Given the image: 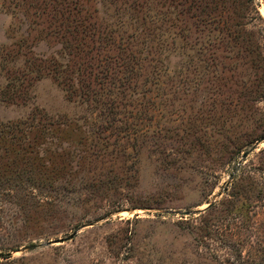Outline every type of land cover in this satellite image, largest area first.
<instances>
[{"label": "rangeland", "instance_id": "rangeland-1", "mask_svg": "<svg viewBox=\"0 0 264 264\" xmlns=\"http://www.w3.org/2000/svg\"><path fill=\"white\" fill-rule=\"evenodd\" d=\"M43 1L0 0V264H264V24L251 21L264 0L153 3L183 35L182 57L166 58L183 69L162 77L165 96L151 93V131L137 141H97L91 107L50 77L9 100L28 51L58 48L42 20L56 0ZM85 1L102 28L118 27L115 3ZM239 190L243 218L217 222Z\"/></svg>", "mask_w": 264, "mask_h": 264}, {"label": "trees", "instance_id": "trees-1", "mask_svg": "<svg viewBox=\"0 0 264 264\" xmlns=\"http://www.w3.org/2000/svg\"><path fill=\"white\" fill-rule=\"evenodd\" d=\"M102 1H98L101 7ZM106 1L112 5L115 3L114 11L119 25L113 30L102 28L99 20L93 16L102 14V11L89 13L86 6L90 1L56 0V14L45 15L42 20L46 24L45 35L54 39L58 48L49 59L28 51L31 56L24 61L23 70L10 80L8 87L13 91L8 98L12 102L21 100L24 83L50 77L62 89L65 100L91 107L90 113L96 116L95 125L98 128L89 135L97 134V141H137V132L139 137L148 138L151 131L147 124L154 107L151 93L156 90L165 96L168 88L160 80L181 73L183 69L178 67L170 71L166 63L167 56L182 57L184 49L179 41L183 35L180 32L172 34L164 16L151 14L153 3L156 1L158 5L159 0ZM235 1L232 0L233 3ZM38 2L34 0L33 3ZM43 3L41 0L38 6L43 8ZM223 3L216 2L215 6L199 3L196 8L216 10L223 4L221 10L227 9L224 0ZM240 8L238 5L234 7L235 17ZM252 11L257 17L251 21L264 24L254 5ZM234 27L237 28L238 24ZM127 28H130V33H127ZM103 41L108 43L104 44ZM250 69L256 70L254 67ZM174 90L182 91L181 88ZM160 106L163 108L165 104ZM139 124L142 125L141 129L138 128ZM54 125L49 126L65 127L68 124L64 121ZM40 180L52 186L56 179L46 176ZM238 198L244 199V202L236 206ZM245 200L240 190L233 192L226 202L228 208H222L224 215L216 217L217 222L223 223L237 216L243 218L248 207ZM214 207H209L206 212ZM223 231L217 227L215 232L222 235L220 232Z\"/></svg>", "mask_w": 264, "mask_h": 264}, {"label": "water", "instance_id": "water-1", "mask_svg": "<svg viewBox=\"0 0 264 264\" xmlns=\"http://www.w3.org/2000/svg\"><path fill=\"white\" fill-rule=\"evenodd\" d=\"M245 157V156H244ZM212 206V204H210V205H208L206 208H209V207H211ZM200 213L202 212V211H199Z\"/></svg>", "mask_w": 264, "mask_h": 264}]
</instances>
